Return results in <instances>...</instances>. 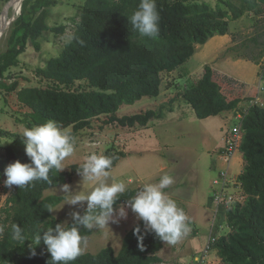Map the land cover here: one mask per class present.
<instances>
[{
    "label": "trees",
    "instance_id": "16d2710c",
    "mask_svg": "<svg viewBox=\"0 0 264 264\" xmlns=\"http://www.w3.org/2000/svg\"><path fill=\"white\" fill-rule=\"evenodd\" d=\"M138 4L139 0H85L70 41L58 57L35 70L34 78L39 85L19 88L17 80L8 83L7 74L19 65V58L28 46L39 52L40 39L46 33L59 35L66 31L65 26L48 25L56 0L23 2L8 34L6 49L0 51V91L15 93L17 110L26 113L27 127L51 120L71 129L69 132L75 139L83 131L93 129V122L102 117L105 120L101 129L108 125L148 127L151 120L165 116L163 109L123 117L118 115L119 110L144 97L158 98L163 75L184 65L194 56L197 45L206 44L215 36L230 35L231 22L246 13L264 16V0H157L161 32L158 39L152 40L140 36L130 24L129 18ZM262 57L263 52L257 60ZM261 73L264 77V64ZM185 88L177 92V99L171 103L184 102L199 120L235 113L242 103L241 97L230 99L223 94L216 71L209 65ZM173 109L170 107V112ZM241 128L244 169L239 182L247 198L243 205L226 212L231 231L218 239L215 250L221 264H264V107L250 105ZM3 149L0 184L8 164L17 160L30 162L25 150H17L13 144ZM106 156L113 160L112 170L127 157L120 151ZM81 166L74 164L67 172L50 173L51 185L38 181L27 189L5 187L8 197L1 210L0 264H48L51 256L43 242L33 256L28 247L30 241L21 245L11 240V226L18 224L25 234L32 236L40 225L62 223L59 219L54 221L47 208L61 204L63 197H45L44 193L71 182L79 176L77 169ZM138 189L129 188L117 206L125 204ZM135 227L124 237L118 253L112 247L96 254L86 252L72 264H163L159 252L164 243L154 234L148 235L145 250L141 251L133 235ZM81 233L89 237L94 230L81 229Z\"/></svg>",
    "mask_w": 264,
    "mask_h": 264
},
{
    "label": "rangeland",
    "instance_id": "374dc122",
    "mask_svg": "<svg viewBox=\"0 0 264 264\" xmlns=\"http://www.w3.org/2000/svg\"><path fill=\"white\" fill-rule=\"evenodd\" d=\"M15 1L18 0H0V24L3 25L7 21L4 34L0 37V51L6 49L8 34L14 20L19 16V1L16 3L18 4L16 8L9 9L5 18H3L5 13L3 10L6 5L9 6ZM56 2L57 5L51 9L48 25L50 27L65 26L66 31L59 35L52 32L46 33L40 39L41 51L39 52L28 46L26 52L19 58V65L9 70L8 83L17 80L20 82L19 88L39 85L34 78L35 70L44 68L50 59L58 57L70 41L75 23L80 21V8L85 0H56ZM10 19L13 20L11 24ZM230 32V35L215 36L206 44L197 45L194 56L184 65L173 73L164 74L161 94L158 98L144 97L134 105H123L118 112V115L123 117L148 110L163 109L165 116L162 119L151 120L145 128L108 125L102 129L100 127L105 117L95 120L93 129L83 131L75 139V152L65 161L66 169L63 172L69 171L74 164L82 165L85 158L93 153L106 156L110 152H123L127 157L111 170L110 183L123 180L128 189H138L144 183H158L161 176L169 172L175 180L174 184L178 185L180 192L185 194L183 197L193 198L195 206L187 205V207L193 213L198 209L205 211L207 225L212 224L214 219L212 202L215 189L211 190V187L214 186L219 171L224 168L217 152L223 146L222 139L225 132L237 121L233 112H227L220 117L199 120L195 118L190 106L180 100H176L177 102L173 104L171 100L177 99V92L186 89L185 87H188L195 78L201 76L204 67L209 65L216 71L217 81L222 87L223 94L230 99L241 97L240 109L248 107L249 101L255 99L264 105V79H261V69L257 66L258 63L264 64V16L258 18L251 13H246L241 19L231 22ZM262 52L263 57L258 61L257 57ZM17 107L15 93L7 94L5 91H0L1 156L5 154L3 148L11 144L17 150H25L21 133L23 128L27 127L24 123L26 113L18 111ZM170 107L174 108L172 112L169 110ZM68 130L71 131V129ZM164 165L169 171H166ZM225 166L230 167V175L234 177L243 173L244 162L242 160L238 168L233 160ZM233 166L237 169L236 173L232 171ZM81 179L80 176H75L66 184L72 185L75 189ZM174 189L173 185L166 189L169 196ZM216 189L218 190L219 187ZM44 196L63 197V194L56 186L46 190ZM7 197L4 184H0V222L1 210L5 206ZM58 206L52 216H56L62 223L71 220V212L83 211L79 207L63 206V202ZM234 208L220 210L216 227L213 226L211 232L213 235L216 236L220 232V225H224L227 235L230 233L226 212ZM137 223L139 221L135 214L128 209V218L121 220L118 225H110L111 229L94 230V233L87 237L89 243L83 253L96 254L107 247H112L118 253L124 237ZM198 227L197 234L193 233L195 226L192 225L190 233L177 244H164V248L159 252L163 264L193 263L195 255L203 250L208 240L207 227L205 228L202 224ZM214 252L211 251L210 255Z\"/></svg>",
    "mask_w": 264,
    "mask_h": 264
},
{
    "label": "clouds",
    "instance_id": "9594fccd",
    "mask_svg": "<svg viewBox=\"0 0 264 264\" xmlns=\"http://www.w3.org/2000/svg\"><path fill=\"white\" fill-rule=\"evenodd\" d=\"M161 19L157 0H139L138 7L129 18L140 36L152 40L160 36ZM259 65L262 70L263 65ZM261 70L260 77H263ZM21 137L30 162L17 160L8 164L3 172L4 186L27 189L34 187L38 181L51 185L50 173H62L66 169L65 161L73 156L75 138L67 128L51 120L34 127H24ZM112 167L113 160L109 156L96 153L87 156L77 169L82 179L75 189L69 184L58 185V191L63 194V206L79 207L83 211L71 212L70 222L40 225L32 236L25 234L18 224H13L11 240L21 245L30 241L28 247L33 256L43 242L51 256L48 264H72L89 243L81 229L90 232L111 229L110 225H118L128 218V209L135 214L137 221L142 222L133 229L141 251L145 250L144 241L148 235L154 234L162 243L175 245L190 233L187 215L166 191L175 183L173 176L164 174L158 183H144L125 204L117 206L128 186L123 180L109 182ZM57 207L49 205L47 211L55 213ZM52 219L56 221L57 218L53 216Z\"/></svg>",
    "mask_w": 264,
    "mask_h": 264
},
{
    "label": "built area",
    "instance_id": "2783aa9c",
    "mask_svg": "<svg viewBox=\"0 0 264 264\" xmlns=\"http://www.w3.org/2000/svg\"><path fill=\"white\" fill-rule=\"evenodd\" d=\"M263 79V77H261ZM259 101V100H258ZM256 99L250 101L248 107L243 109L238 108L234 113V118L237 123L230 129H228L222 139L223 146L219 148L217 155L220 162L223 164V167L214 181V186L211 187V190L215 189L213 196V223L211 224V232L213 226L216 227L217 218L220 214L221 209L229 210L237 205H243L246 201V194L239 182V176L235 175L234 177L230 175V167L225 166L229 165L231 161L241 152V145L243 142V131L241 128V121L247 114V111L250 105L259 104L264 107L263 104L258 102ZM219 187L217 190L216 188ZM211 204V203H210ZM212 205V204H211ZM220 232L215 236L210 233L209 239L204 246L203 250L194 257L192 264H220L221 261L217 256V251L215 250V244L219 238L224 235H227L226 228L224 225L219 226ZM211 251H215L213 255H210ZM214 258V259H213Z\"/></svg>",
    "mask_w": 264,
    "mask_h": 264
},
{
    "label": "crops",
    "instance_id": "0c3cea01",
    "mask_svg": "<svg viewBox=\"0 0 264 264\" xmlns=\"http://www.w3.org/2000/svg\"><path fill=\"white\" fill-rule=\"evenodd\" d=\"M258 67H260V65H257ZM175 72V71H174ZM230 77V76H229ZM227 112H225V113H223V114H221V115H225ZM221 115H219V116H217V117H220ZM243 160V157H242V154H240V155H238V156H236L235 157V159H234V161H235V163H236V166H237V168H238V164H240L241 163V161ZM161 165H163V164H161ZM160 165V166H161ZM165 166V168H166V171H169L168 169H167V166L166 165H164ZM232 171H234V173H236V171H237V169L233 166V168H232ZM160 173V172H159ZM166 173H168L169 175H171V173H169V172H166ZM172 176V175H171ZM173 186H174V190L171 192V194H170V196L177 202V204H178V206L179 207H181L183 210H184V212H185V214L187 215V217H188V219H189V222H190V226H192V225H194L195 226V229L193 230V233L194 234H197L198 233V231H199V225L200 224H202V225H204L205 226V228L207 227V230H208V237H207V239H209V236H210V232H211V223H210V225L208 226L207 225V216H206V213H205V211H203L202 209L200 210V209H198L195 213H193L191 210H190V208L189 207H187V205L188 206H195V204L193 203V198L192 199H185L183 196L185 195V194H183L182 192H180V187L178 186V185H175V184H173ZM211 186V185H210ZM209 193V192H208ZM208 195V194H207ZM207 200H208V198L206 197V203H207ZM196 227H197V229H196ZM208 241V240H207ZM161 254V253H160ZM159 254V255H160Z\"/></svg>",
    "mask_w": 264,
    "mask_h": 264
},
{
    "label": "water",
    "instance_id": "95a60500",
    "mask_svg": "<svg viewBox=\"0 0 264 264\" xmlns=\"http://www.w3.org/2000/svg\"><path fill=\"white\" fill-rule=\"evenodd\" d=\"M25 0H22L20 3H19V11L21 10V7H22V5H23V2H24ZM12 2V1H11ZM10 4V3H9ZM8 7V5H6L5 6V9L3 10V12L6 10V8ZM19 14H20V12H19ZM18 18V17H17ZM16 18V19H17ZM16 19L14 20V22L16 21ZM13 20L12 19H10V24H11V22H12ZM7 22V21H6ZM4 23L3 25H2V27H1V34H4V30L6 29L5 27H6V24L7 23Z\"/></svg>",
    "mask_w": 264,
    "mask_h": 264
},
{
    "label": "bare ground",
    "instance_id": "6f19581e",
    "mask_svg": "<svg viewBox=\"0 0 264 264\" xmlns=\"http://www.w3.org/2000/svg\"><path fill=\"white\" fill-rule=\"evenodd\" d=\"M18 1H19V3H20L22 0H18ZM18 1H15V2L11 3V4L6 8L3 18H5L6 14H7V12L9 11L10 8H13V9H14V8L17 7L18 4H16V3H17ZM1 24H2V23H1ZM1 24H0V37H1V27H2ZM0 39H1V38H0Z\"/></svg>",
    "mask_w": 264,
    "mask_h": 264
}]
</instances>
